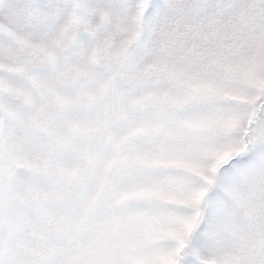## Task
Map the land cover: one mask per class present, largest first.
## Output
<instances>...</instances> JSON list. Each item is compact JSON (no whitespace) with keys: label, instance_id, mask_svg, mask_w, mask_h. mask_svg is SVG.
Listing matches in <instances>:
<instances>
[{"label":"snow or ice","instance_id":"1","mask_svg":"<svg viewBox=\"0 0 264 264\" xmlns=\"http://www.w3.org/2000/svg\"><path fill=\"white\" fill-rule=\"evenodd\" d=\"M0 264H264V0H0Z\"/></svg>","mask_w":264,"mask_h":264}]
</instances>
